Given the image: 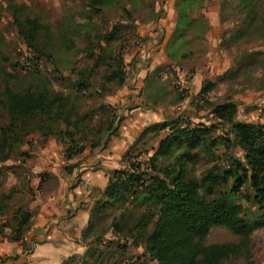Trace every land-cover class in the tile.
<instances>
[{
	"label": "rangeland",
	"instance_id": "374dc122",
	"mask_svg": "<svg viewBox=\"0 0 264 264\" xmlns=\"http://www.w3.org/2000/svg\"><path fill=\"white\" fill-rule=\"evenodd\" d=\"M88 1L0 0V98L5 99L8 95L3 94L7 91L20 94L30 89L35 93L45 88L52 98L73 101L81 115L91 118L84 121L92 128L99 127L101 122L102 127L107 124L106 117L97 109L103 103L110 106V113L116 116L112 119L117 132L133 108L148 111V124L176 118L181 125L214 124L217 127L211 130L208 147H203L202 151L198 149L197 160L188 165L190 175L196 177L210 169L226 168L228 152L243 158V151L232 144L233 136L228 134L226 126L218 123L212 107L232 101L237 106L236 121L264 126V0H204L197 11L210 23L204 40H190L184 47L192 52L189 57L175 60L167 57L164 62L160 61V55L155 59L148 55L146 46L152 43L151 36L139 32L142 28L152 30L154 21L164 16L167 0H118L97 10H92ZM170 3L175 11V0ZM206 9L215 15L208 19L203 13ZM27 19L37 21V42L52 58L28 46L19 27L20 23L26 29ZM115 25L118 38L106 42L102 34ZM157 28L155 26L154 30ZM90 40L94 44L93 57L88 54ZM117 57L122 58L123 84H105L102 75L106 64H114L112 58ZM96 59L101 60L94 61ZM92 64L98 65L91 76V84L79 93L75 70ZM206 81H211L214 87L201 94L200 89ZM8 123L7 112L0 106V128ZM51 128L56 133L45 136L29 125L19 141L14 144L9 141V148L4 151L8 152L7 158L3 159L4 153L0 151V198L6 204L2 220L9 218L17 206L31 212L23 238L13 240L7 227L0 234V254L5 255V260L16 248L20 254L34 252L41 238L50 236L46 229L49 221L40 227L44 207H50L52 195L67 186V180L70 184L79 183L75 168L89 158L85 155L74 162V158L82 157L79 154L66 159V142L57 134L64 126L56 123ZM140 131L125 152L130 161L142 162V167H147V159L169 130L148 132L138 139ZM84 139L86 148H90L95 136ZM100 148H90L89 154ZM180 151L177 149L173 155L160 158L158 164H175V156ZM100 193L93 192L94 200ZM250 197L247 185H243L235 197L244 208L245 218L257 222L249 236L248 248L222 264H264V217ZM118 211L116 206L108 205L96 221L93 236L87 239L92 242L95 254L91 257L84 254L85 245L80 238L76 243L82 245V251L72 254L78 257L68 264H153L140 239L135 235H126L125 239L124 235L113 233L109 228L111 217ZM96 237L98 241L94 243ZM239 240V235L218 225L210 228L201 242L237 243ZM1 257L0 264L3 263ZM21 261L18 264L27 263Z\"/></svg>",
	"mask_w": 264,
	"mask_h": 264
},
{
	"label": "trees",
	"instance_id": "16d2710c",
	"mask_svg": "<svg viewBox=\"0 0 264 264\" xmlns=\"http://www.w3.org/2000/svg\"><path fill=\"white\" fill-rule=\"evenodd\" d=\"M116 1L89 0L88 4L92 10H97ZM203 1L175 0L176 20L165 46L166 56L170 60L189 57L192 52L184 50V47L191 39L204 40L209 23L201 12H197L202 8ZM19 27L29 47L52 58L47 49L37 42L39 25L35 19H27L26 29L20 23ZM118 35L115 25L109 32H104L102 38L111 42ZM93 45L90 40V57L94 56L91 51ZM112 61L114 64H106L102 82L121 86L124 81L122 58H112ZM97 65L75 70L77 92H84L91 84V76ZM213 87L211 81H206L200 93L206 94ZM3 95L8 96L0 98V106L6 110L9 123L0 128L2 153L9 148V141L14 144L21 139V133L24 134L29 125L46 136L56 133L51 128L52 124H63L64 128L57 134L66 142V159H72L86 149V136H95L94 142L89 145L91 149L97 146L104 148L109 137L117 133V125L112 119L116 116H112L110 106L106 104L101 103L97 108L106 117V126L102 127L101 122L99 127L92 128L84 121L91 118L81 115L73 101L63 102L61 98H52L45 88L35 93L26 89L20 94L7 91ZM212 113L219 120L218 123L227 127L228 134L233 136L232 144L243 151V158L228 152L226 168L210 169L201 177L192 176L188 165L197 160L198 149L202 151L203 147H208L211 130L217 126L181 125L177 124V118L144 126L138 139L148 132L156 133L163 129L169 132L159 140L154 153L147 159V167H142V162L130 161L125 152L122 166L109 171L108 181L100 197L93 201L80 234L86 256L95 254L92 242L87 239L93 236L94 225L108 205H114L119 210L111 217L109 228L112 232L124 235L125 239L135 235L143 242L153 264H222L230 256L240 255L247 250L249 236L257 222L245 218L244 208L235 197L241 187L247 185L251 194L249 199L262 210L264 217V126L236 121L237 106L232 101L213 105ZM224 139L229 141L227 136ZM177 149L181 151L175 156V164H158L160 158L173 155ZM7 157L8 152L2 156L3 159ZM5 207L4 200L0 198V234L7 227L12 232L13 240L23 238L31 212L17 206L9 218L2 220ZM218 225L239 235V242L202 243L201 239L210 228ZM75 257L78 256L71 255L61 264H68Z\"/></svg>",
	"mask_w": 264,
	"mask_h": 264
},
{
	"label": "crops",
	"instance_id": "0c3cea01",
	"mask_svg": "<svg viewBox=\"0 0 264 264\" xmlns=\"http://www.w3.org/2000/svg\"><path fill=\"white\" fill-rule=\"evenodd\" d=\"M172 1L167 0L166 4H169L166 6L164 16L154 21L152 30L142 28L139 32L140 35L151 36L152 43L148 42L146 46L148 55H151L152 59L160 55L162 57L160 61L163 62L167 58L165 46L176 20L175 11L170 3ZM204 14L208 19L210 15H215L208 9ZM155 26L158 27L156 30ZM152 63L157 64L154 61ZM125 98H121V101L124 102ZM129 113L130 115L122 121L118 132L110 136L104 148L101 147L90 154V148H86L81 153L82 157L74 158L75 162L85 155L89 157L75 168L77 171L75 174H79V183L70 184L67 180V186L52 195L51 203L48 204L50 207H44L45 211L41 216L43 224L40 227L49 221L46 229L50 236L47 239L42 237L32 253L20 254L16 248L12 254L6 255L9 256L6 260L5 255L0 254L2 264H18L21 260L26 261V264H61L70 255L81 253L83 247L81 248L82 245L76 241L79 242L81 231L88 220L94 200L93 192L99 193L103 190L108 181L109 171L119 167L120 159L129 143L150 121V114L144 109L139 111L138 108H133Z\"/></svg>",
	"mask_w": 264,
	"mask_h": 264
}]
</instances>
